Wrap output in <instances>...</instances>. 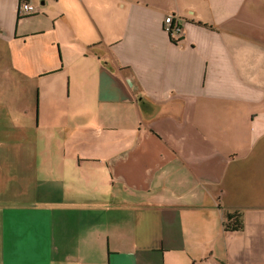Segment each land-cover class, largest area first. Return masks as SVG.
<instances>
[{"label":"crops","instance_id":"1","mask_svg":"<svg viewBox=\"0 0 264 264\" xmlns=\"http://www.w3.org/2000/svg\"><path fill=\"white\" fill-rule=\"evenodd\" d=\"M31 1L0 0V134L25 135L0 264H264V0Z\"/></svg>","mask_w":264,"mask_h":264},{"label":"built area","instance_id":"2","mask_svg":"<svg viewBox=\"0 0 264 264\" xmlns=\"http://www.w3.org/2000/svg\"><path fill=\"white\" fill-rule=\"evenodd\" d=\"M19 13L23 17L33 16L36 13V7L31 0H20ZM164 30L172 36L182 35L183 27L180 18L175 14L166 16L164 20Z\"/></svg>","mask_w":264,"mask_h":264},{"label":"rangeland","instance_id":"3","mask_svg":"<svg viewBox=\"0 0 264 264\" xmlns=\"http://www.w3.org/2000/svg\"><path fill=\"white\" fill-rule=\"evenodd\" d=\"M3 56L2 54L0 53V62L3 61V59H1ZM1 100V99H0ZM74 115V114H73ZM77 116V115H76ZM67 122V120H66ZM24 131H10L8 133H3V134H0V145L4 142V145L1 146V150H0V157H4L6 156L7 154H10V153H15L17 147L15 146V143H10V142H16V141H19L21 138H24L25 135L23 134ZM76 137H79L78 135ZM3 165H8V166H12V165H15L14 163H12L11 161H5L3 160ZM254 162H251L250 163V167H251V171H253L255 169V167H253ZM258 171H261L262 173H264V162H262L260 168H258ZM7 176V173L5 174V177ZM261 197L264 199V194L261 192L260 193ZM254 197V195L252 196ZM62 212V211H61Z\"/></svg>","mask_w":264,"mask_h":264},{"label":"trees","instance_id":"4","mask_svg":"<svg viewBox=\"0 0 264 264\" xmlns=\"http://www.w3.org/2000/svg\"><path fill=\"white\" fill-rule=\"evenodd\" d=\"M169 34V33H168ZM173 37L171 34H169ZM225 228L227 231H240L244 228V216L241 211L227 212Z\"/></svg>","mask_w":264,"mask_h":264}]
</instances>
